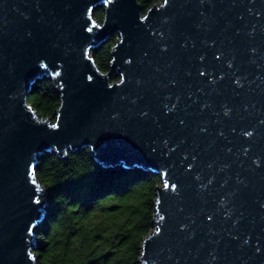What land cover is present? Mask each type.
Wrapping results in <instances>:
<instances>
[{"label": "water", "instance_id": "water-1", "mask_svg": "<svg viewBox=\"0 0 264 264\" xmlns=\"http://www.w3.org/2000/svg\"><path fill=\"white\" fill-rule=\"evenodd\" d=\"M85 148L161 178L140 264H264V0H0V264H35L38 159Z\"/></svg>", "mask_w": 264, "mask_h": 264}, {"label": "trees", "instance_id": "trees-1", "mask_svg": "<svg viewBox=\"0 0 264 264\" xmlns=\"http://www.w3.org/2000/svg\"><path fill=\"white\" fill-rule=\"evenodd\" d=\"M137 2L144 15L162 0ZM104 9L93 12L95 21H103ZM117 39L110 36L90 52L110 84L120 81L110 69ZM57 89L51 78L33 87L27 102L39 118L55 120ZM33 173L46 202L44 220L34 233L35 264H140L141 246L155 219L159 175L103 165L88 148L62 156L45 154Z\"/></svg>", "mask_w": 264, "mask_h": 264}, {"label": "rangeland", "instance_id": "rangeland-1", "mask_svg": "<svg viewBox=\"0 0 264 264\" xmlns=\"http://www.w3.org/2000/svg\"><path fill=\"white\" fill-rule=\"evenodd\" d=\"M118 40V39H117ZM162 186V183H161V185L159 186V187H161Z\"/></svg>", "mask_w": 264, "mask_h": 264}]
</instances>
